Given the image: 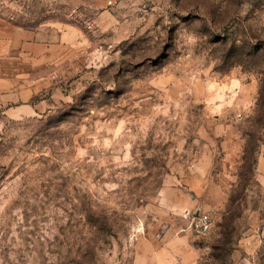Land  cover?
Instances as JSON below:
<instances>
[{
    "label": "rangeland",
    "instance_id": "374dc122",
    "mask_svg": "<svg viewBox=\"0 0 264 264\" xmlns=\"http://www.w3.org/2000/svg\"><path fill=\"white\" fill-rule=\"evenodd\" d=\"M0 18L63 34L23 77L35 95L0 99V264H142L182 240L197 264H264V0H0Z\"/></svg>",
    "mask_w": 264,
    "mask_h": 264
},
{
    "label": "crops",
    "instance_id": "0c3cea01",
    "mask_svg": "<svg viewBox=\"0 0 264 264\" xmlns=\"http://www.w3.org/2000/svg\"><path fill=\"white\" fill-rule=\"evenodd\" d=\"M62 39L60 28H24L0 18V99L5 102L31 99L35 88H24L22 83H37V77L25 80L23 77L30 75V68L35 72L43 68L49 47L60 46ZM151 247L142 264H197L199 259V250L184 240Z\"/></svg>",
    "mask_w": 264,
    "mask_h": 264
},
{
    "label": "built area",
    "instance_id": "2783aa9c",
    "mask_svg": "<svg viewBox=\"0 0 264 264\" xmlns=\"http://www.w3.org/2000/svg\"><path fill=\"white\" fill-rule=\"evenodd\" d=\"M211 228L212 221L209 215L205 213H199L190 219L187 230L194 238L204 239L209 235Z\"/></svg>",
    "mask_w": 264,
    "mask_h": 264
}]
</instances>
